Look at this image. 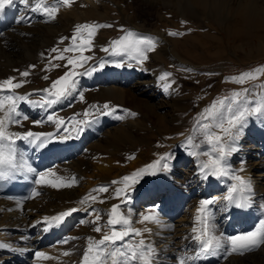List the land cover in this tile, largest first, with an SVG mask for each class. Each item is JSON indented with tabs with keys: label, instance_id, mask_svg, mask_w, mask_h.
Instances as JSON below:
<instances>
[{
	"label": "bare ground",
	"instance_id": "obj_1",
	"mask_svg": "<svg viewBox=\"0 0 264 264\" xmlns=\"http://www.w3.org/2000/svg\"><path fill=\"white\" fill-rule=\"evenodd\" d=\"M33 6L30 3L26 7L21 0H14L0 13V81L9 77L21 79L20 72L30 71L29 77L23 78L28 82L17 89L16 94L27 95L34 101L40 100L41 90L52 83L37 86L41 78L68 70L64 66L66 61L49 63L54 55L50 50L72 46L71 37L78 24L106 23L116 29L130 23L134 32L157 37L159 45L148 54V60L138 66L126 56L105 53L102 49L110 46V28L100 29L94 36L92 50L84 53L93 57L85 68L101 60H122L132 67L108 63L91 76H78V92L83 94V100L79 94H74L52 108L27 102L19 104V111L29 118L22 121L21 126H12V131L54 133L55 138L43 147L23 140L17 142L18 157L27 159L36 172L16 173L19 182L31 186L26 201L19 203L21 200L0 194V243L10 246L0 249V264H81L88 238L101 236L93 231L95 225L90 221L95 217L87 216L89 210H98L103 218L101 223H106L109 210L116 204L126 214L131 209L135 227L152 229L151 235L146 233L145 236L158 250L157 264H178L181 255L195 251L197 245L192 239V228L197 226L194 221L202 200L217 201L209 207L214 213L218 236H236L260 227L264 221V116L249 118L237 143L238 150L228 160L232 171L251 181L252 203L242 209L229 206L223 210L226 204L223 198L235 181L230 176L204 179L200 165L208 157L191 153L210 149L207 145L201 147L197 138L195 142L200 146L192 148L187 145L186 138L193 135L195 112L221 83L235 87L243 85L232 82L221 71L200 74L180 70L192 68L187 66L189 63L201 66L222 55L218 50L222 44L226 47L222 31L232 42H229L232 49L229 58L244 61L264 55V20L256 27L249 25V20L257 21V15L264 17V6L259 0H75L70 8L62 7L52 21L32 11ZM171 31L184 34L171 36ZM249 31L253 38L246 41L239 38V33ZM64 37L69 39L61 43ZM213 43L216 44L215 57L202 54ZM246 45L248 50L244 48ZM65 55L77 56L78 53ZM205 57L208 58L204 60ZM31 65L36 67L31 68ZM75 70L84 72L85 69ZM165 72H171V79L175 80L168 91L160 80ZM260 79L249 81L250 88L264 83ZM105 103L115 109L114 114L101 115L92 108L93 105L102 108ZM85 112L89 113L88 117L84 116ZM128 112L137 115L131 117ZM49 115L54 119L62 118L70 127L58 130L56 124L47 120ZM118 116L125 119H117ZM85 119L94 122L84 126L80 122ZM77 127L83 129L79 135L74 130ZM62 136L68 139H60ZM143 142L151 144L152 149L142 147ZM168 156L170 159L161 161L168 164L167 170L157 171L155 175L145 173L128 189L132 202H122L116 197L114 190L123 184H112V181H122L124 176ZM50 171L56 176L48 179L75 177L76 183L70 188L36 183L37 173ZM101 185L109 186V191L92 192ZM33 190L39 195L33 197ZM89 193L105 202L91 207L81 205L80 201ZM157 197L160 203L150 207L147 213L137 210V206L131 208L134 204H151ZM72 207L79 210L62 223L44 230L48 227L44 217L56 216ZM152 211L159 213L164 226L138 223L142 215ZM66 251L71 254L63 255ZM37 252L51 258L38 257ZM262 253L264 257V249ZM221 260V254L217 253L196 264H218Z\"/></svg>",
	"mask_w": 264,
	"mask_h": 264
},
{
	"label": "snow or ice",
	"instance_id": "obj_2",
	"mask_svg": "<svg viewBox=\"0 0 264 264\" xmlns=\"http://www.w3.org/2000/svg\"><path fill=\"white\" fill-rule=\"evenodd\" d=\"M14 0H0V13L6 7L11 6ZM28 7L30 3L34 6L31 8L34 12L41 13L48 21L55 20L62 7H71L75 0H21ZM24 19L23 17L21 18ZM111 24L106 23H84L75 26V31L71 37L72 46L70 47H53L50 51L54 55L49 58V63L52 61H66L65 67L68 71L55 81L49 88L41 90L40 100L34 101L27 95H17L16 90L24 86L28 81L23 78L29 77L30 71L25 70L20 72L21 79L17 77H9L0 81V179L8 180L14 178V174L26 171L35 173L36 170L28 163L27 159L18 157L17 142L20 140L26 141L36 147H43L52 139L55 138L54 133H36L32 131L19 132L12 131V126H21L22 121L28 120L27 115H23L19 111V104L27 102L36 104L41 108H52L61 100L79 94L80 99L84 96L78 92L77 77L81 75L91 76L98 69H103L106 64L113 63L116 67H132L131 63L125 65L124 61H105L101 60L97 65L85 68V65L93 59L92 56L85 55V52L91 51L93 48V39L95 34L100 29L110 28ZM184 33L171 31V36H181ZM67 37L61 38L63 40ZM159 45V39L151 35L136 33L134 31H126V34L111 42L109 47H104L102 50L112 56H126L128 60L135 61L138 66H142L149 58V53L154 52ZM65 53H78L77 56H66ZM55 67H61L60 64H55ZM35 68V65H31ZM84 68V72H78L75 69ZM181 71L192 72V68H181ZM19 71V70H17ZM171 72H165L160 76L162 86L165 91H168L175 84ZM264 76V66H258L254 70L245 71L237 76L229 77L232 82L244 85L249 81H256ZM48 79V76H44ZM95 112L101 115L114 114L115 109L110 104L105 103L102 108L98 105L92 106ZM128 115L135 117L137 113L128 112ZM85 117L89 116L88 112L84 113ZM264 116V83L253 85L251 88L244 87L240 90H234L230 95L218 97L211 104L203 109L194 120L192 129L193 135L186 138V143L192 148H198L195 140L199 136L201 144L207 145L209 151H194L191 154L197 157L203 155L208 159L201 163L200 170L207 179L209 176L231 177L233 183L228 194L223 198L226 201L223 210H227L229 206L242 209L249 207L252 203V195L254 188L252 183L246 177L232 171L228 163L229 157L233 152L238 150L237 143L246 127L250 117ZM117 119L123 120L124 116H118ZM47 120L56 124L59 128L67 130L70 126L62 119H54L52 115L47 117ZM94 121L85 119L80 122L84 126H91ZM40 123V121H36ZM79 135L83 130L81 127L74 129ZM60 139H68V136L59 137ZM134 158V157H129ZM168 157H161L153 164H149L144 168L138 169L130 175L124 176L122 181H112V184L122 183L123 186L115 189L117 198H121L122 202L130 201L131 197L128 189L135 185L139 178L145 173L155 175L157 171L168 169L167 163H161ZM243 171V168L240 169ZM37 184H48L54 188H70L76 183V178L72 177L66 180L64 177H56L55 180L48 179L49 176H56L54 171L37 173ZM109 186L101 185L92 190L93 193H107ZM244 193L249 195L245 196ZM240 194V195H237ZM39 195L35 190L32 196ZM31 198V197H29ZM104 203V200H99L96 195L89 193L81 201V205L91 207L95 203ZM217 201L213 199L202 200L197 208L195 216V225L192 228L195 244V251L192 253L185 252L178 258V264H196L197 261L207 259L210 256L216 255L221 248H225V258L232 254L243 255L245 252L254 251L261 246H264V221H261L260 227L252 232L240 234L236 236L224 237L216 235L214 224V213L209 207ZM19 203H22L20 201ZM79 209L73 207L66 211L60 212L56 216L44 217V223L48 225L44 230L47 231L53 225H58L65 218L71 216ZM87 210V209H85ZM92 214L95 219L90 221L95 225L93 231L101 234L99 239L89 237L85 250L82 255L81 264H157L159 253L155 246L149 241L145 234L151 235L150 227H135L132 220L131 209L127 214L121 210L120 205H113L108 212L106 223H101L102 216L98 210L92 209ZM142 225L154 224L164 226L159 213L152 211L142 215L138 221ZM75 239V238H73ZM67 241H65L66 243ZM10 246L6 243H0V249H7ZM70 252H64L63 255L68 256ZM38 257L50 259L43 252H37Z\"/></svg>",
	"mask_w": 264,
	"mask_h": 264
},
{
	"label": "rangeland",
	"instance_id": "obj_3",
	"mask_svg": "<svg viewBox=\"0 0 264 264\" xmlns=\"http://www.w3.org/2000/svg\"><path fill=\"white\" fill-rule=\"evenodd\" d=\"M259 1L264 6V0H259ZM263 20H264V17H262V14H259V15H257V21L249 20V25L251 27H256V25H259L260 22H262ZM129 30L130 31H135L134 27H132V25L130 23H127L126 25H122L120 27H116V29L114 27L112 29L110 28V30L108 32L109 35H111L110 44H111L112 41H114L116 39H119L121 36L125 35L126 31H129ZM222 34L224 36L225 46H226L224 48L223 47L224 45L222 44V46H220L218 48V50L221 53H223L222 55H218L214 59L212 58L213 60H211L210 62H205V63H203V65L201 64V66L197 65V64H193V63H189L187 66H190V67L194 68V71H197L200 74H205V73L208 74V73H211L212 71H213V73H215V72L218 73V72L221 71V72H223L224 76L226 75L225 77H227V78L233 77V76H237L240 73H243L245 71L254 70L258 66H264V55L259 56V57L249 58V59L244 60V61L236 60V59H234L232 57H231L232 59L229 58L231 53H232V49H231V46L229 45V42H230V44H232V42H231V40H228L227 34L225 32L222 31ZM239 38L241 40H243V41H246V40H250L251 38H253V35H252L251 31H249L248 33L247 32L246 33H239ZM215 45L216 44L213 43V46H211L212 48L208 47L207 51L205 50V52H204V50H203L202 54L204 53L205 55L206 54L207 55L208 54L209 55H214L215 52H216V46ZM244 48L246 50H248L249 46L246 45V46H244ZM214 57H215V55H214ZM207 58L205 57L203 59L206 60ZM227 58H229V59H227ZM65 72H62V73H60L58 75H50V76L48 75L49 76L48 79L41 78L39 80V83H37V86H39L40 83H42V84L44 83L45 84L47 82H53L57 78L63 76L65 74ZM263 81H264V78L260 79V82H263ZM223 83L220 84V86L218 88L219 90L216 89L213 92L214 94L211 93L209 95L210 97L208 96L207 101L205 103H203L201 105L200 109L195 112V116L196 117H197V115L199 113H201L203 111V109L205 107H207L209 104H211L212 101L217 99L218 97H223V96H226V95H230L234 90H240L241 88H244V87L250 88V86L252 85L250 83H247V84H244L241 87H235L234 85H231V84H228V83H224L223 84ZM196 138L200 139V143H201V138L199 136H197ZM141 146L142 147H147L149 149H152V145L151 144L149 145L148 143H145V142H143L141 144ZM201 147H205V145L201 144ZM141 150L143 151V149H141ZM75 158H77V157H75ZM61 162H63V160ZM130 201L132 202L133 199L130 200ZM136 203H138V201H136ZM158 203H160V200L157 197L153 201V203H151V204H146V203H141L140 204V202H139V204H140L139 206H138V204H134V206L131 205V208L137 206V210H139L140 212H146L150 207H153V206H155ZM144 204H146L144 207H140L141 205L143 206ZM92 209L93 208H91L89 210V212L87 214L88 217L93 215V214H91L92 213ZM261 249L263 250L264 246H261V247H259L258 249L254 250V251L245 252L243 255L234 253V254L229 255V256H227L225 258V251H226V246H225V248L220 249V251H218V253L221 254V259H222L221 260L222 262H219L218 264H264V257L262 255L263 253H262ZM222 250H223V252H222Z\"/></svg>",
	"mask_w": 264,
	"mask_h": 264
}]
</instances>
